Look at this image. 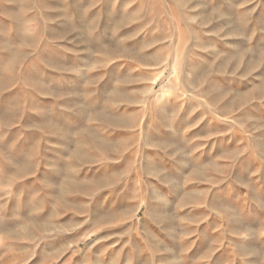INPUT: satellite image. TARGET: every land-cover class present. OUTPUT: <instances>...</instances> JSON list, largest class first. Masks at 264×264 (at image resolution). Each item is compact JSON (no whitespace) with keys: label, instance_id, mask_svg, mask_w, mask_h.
Segmentation results:
<instances>
[{"label":"rangeland","instance_id":"obj_1","mask_svg":"<svg viewBox=\"0 0 264 264\" xmlns=\"http://www.w3.org/2000/svg\"><path fill=\"white\" fill-rule=\"evenodd\" d=\"M0 264H264V0H0Z\"/></svg>","mask_w":264,"mask_h":264}]
</instances>
